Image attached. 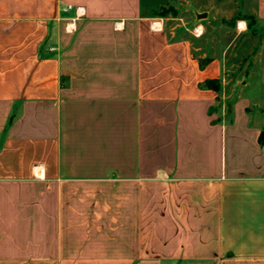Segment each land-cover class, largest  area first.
I'll list each match as a JSON object with an SVG mask.
<instances>
[{
    "label": "crops",
    "instance_id": "crops-1",
    "mask_svg": "<svg viewBox=\"0 0 264 264\" xmlns=\"http://www.w3.org/2000/svg\"><path fill=\"white\" fill-rule=\"evenodd\" d=\"M167 5L0 0V264H264L259 79L228 103Z\"/></svg>",
    "mask_w": 264,
    "mask_h": 264
},
{
    "label": "rangeland",
    "instance_id": "rangeland-1",
    "mask_svg": "<svg viewBox=\"0 0 264 264\" xmlns=\"http://www.w3.org/2000/svg\"><path fill=\"white\" fill-rule=\"evenodd\" d=\"M254 8L255 0H168L157 14L168 19L166 27L180 25L182 31L197 39L194 53L202 63L214 57L222 60V89L228 103L242 94L244 82L259 79L245 92L251 100V112L257 110L256 105L264 109V33L249 30L240 34L238 21L246 19L251 25ZM254 61H260L262 67L258 69Z\"/></svg>",
    "mask_w": 264,
    "mask_h": 264
},
{
    "label": "trees",
    "instance_id": "trees-1",
    "mask_svg": "<svg viewBox=\"0 0 264 264\" xmlns=\"http://www.w3.org/2000/svg\"><path fill=\"white\" fill-rule=\"evenodd\" d=\"M251 28V27H250ZM253 32V31H252ZM260 143L264 142V129L261 131L260 138H259Z\"/></svg>",
    "mask_w": 264,
    "mask_h": 264
},
{
    "label": "built area",
    "instance_id": "built-area-1",
    "mask_svg": "<svg viewBox=\"0 0 264 264\" xmlns=\"http://www.w3.org/2000/svg\"><path fill=\"white\" fill-rule=\"evenodd\" d=\"M71 8H72L71 6H68V7L64 8L63 11L70 10Z\"/></svg>",
    "mask_w": 264,
    "mask_h": 264
},
{
    "label": "bare ground",
    "instance_id": "bare-ground-1",
    "mask_svg": "<svg viewBox=\"0 0 264 264\" xmlns=\"http://www.w3.org/2000/svg\"><path fill=\"white\" fill-rule=\"evenodd\" d=\"M242 25H243V24H240V27H242ZM198 31H199V29H198ZM198 31H197V32H198ZM201 32H202V31H201Z\"/></svg>",
    "mask_w": 264,
    "mask_h": 264
},
{
    "label": "water",
    "instance_id": "water-1",
    "mask_svg": "<svg viewBox=\"0 0 264 264\" xmlns=\"http://www.w3.org/2000/svg\"><path fill=\"white\" fill-rule=\"evenodd\" d=\"M204 16H205V15H204ZM204 16H203V17H204Z\"/></svg>",
    "mask_w": 264,
    "mask_h": 264
}]
</instances>
